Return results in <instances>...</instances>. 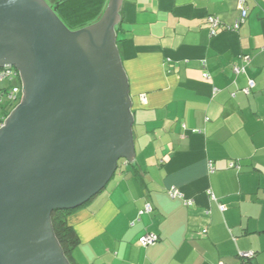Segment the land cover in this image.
<instances>
[{"label": "crops", "instance_id": "1", "mask_svg": "<svg viewBox=\"0 0 264 264\" xmlns=\"http://www.w3.org/2000/svg\"><path fill=\"white\" fill-rule=\"evenodd\" d=\"M245 6L234 30L239 0H120L133 144L68 219L76 264H242L245 252L264 264V0ZM147 234L159 241L144 246Z\"/></svg>", "mask_w": 264, "mask_h": 264}, {"label": "water", "instance_id": "2", "mask_svg": "<svg viewBox=\"0 0 264 264\" xmlns=\"http://www.w3.org/2000/svg\"><path fill=\"white\" fill-rule=\"evenodd\" d=\"M120 0L71 32L44 0H0V68L23 101L0 130V264H69L51 215L101 194L128 159L129 86L115 26Z\"/></svg>", "mask_w": 264, "mask_h": 264}, {"label": "trees", "instance_id": "3", "mask_svg": "<svg viewBox=\"0 0 264 264\" xmlns=\"http://www.w3.org/2000/svg\"><path fill=\"white\" fill-rule=\"evenodd\" d=\"M48 5H58L56 15L65 27L71 31H78L89 27L103 16L106 0H44ZM7 109L3 117L9 115ZM75 209L56 210L51 215V226L54 236L69 264H76L73 256L75 248L79 245V238L75 229L69 224V217L76 211L88 206L91 202Z\"/></svg>", "mask_w": 264, "mask_h": 264}, {"label": "built area", "instance_id": "4", "mask_svg": "<svg viewBox=\"0 0 264 264\" xmlns=\"http://www.w3.org/2000/svg\"><path fill=\"white\" fill-rule=\"evenodd\" d=\"M246 0H239V9L241 11V16L239 20L236 22V24L233 26L232 29L238 30L240 26L245 22V20L248 17L249 10L246 8ZM207 23L210 28L211 35H215L217 33L218 28H222L221 23L218 18L214 16H210L207 19ZM231 29V28H226ZM248 58H245V61L248 62ZM235 71L237 73H240L242 69L236 68ZM205 78L208 79V75H205ZM20 80V85H12L13 81ZM5 81H9L11 86L9 88L0 89V130L5 126L6 121L8 120L11 113L18 108L22 101H23V87H22V81L21 77L19 75V72L17 69H15L12 66H4L0 68V85L3 84ZM254 87V82L251 81L249 85V89L247 90V93H249V90H251ZM7 109H11L9 112V115L6 117H3L5 112H7ZM229 167L231 169H239V165H237L234 162L229 163ZM209 169L211 172H214L215 168L212 163L209 164ZM170 195L172 198L181 196L179 191L177 189H172L170 191ZM221 209L224 210V207L221 206ZM151 205H146L145 209L140 212V214L144 213H151L152 212ZM159 241V237L154 234H147L145 235L141 242L144 246L147 245H153ZM256 257V253L254 252H245L240 254V259L242 261V264H251V261Z\"/></svg>", "mask_w": 264, "mask_h": 264}, {"label": "rangeland", "instance_id": "5", "mask_svg": "<svg viewBox=\"0 0 264 264\" xmlns=\"http://www.w3.org/2000/svg\"><path fill=\"white\" fill-rule=\"evenodd\" d=\"M12 85H20V80L18 79L13 81ZM10 86L11 84L9 83V81H5L3 84L0 85V89L9 88Z\"/></svg>", "mask_w": 264, "mask_h": 264}]
</instances>
